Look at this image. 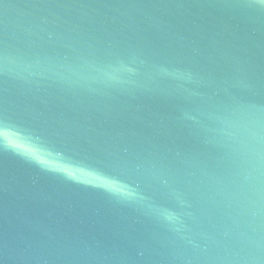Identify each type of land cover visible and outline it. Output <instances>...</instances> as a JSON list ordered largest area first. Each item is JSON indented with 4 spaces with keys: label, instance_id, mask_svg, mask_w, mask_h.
<instances>
[{
    "label": "water",
    "instance_id": "obj_1",
    "mask_svg": "<svg viewBox=\"0 0 264 264\" xmlns=\"http://www.w3.org/2000/svg\"><path fill=\"white\" fill-rule=\"evenodd\" d=\"M0 264H264V0H0Z\"/></svg>",
    "mask_w": 264,
    "mask_h": 264
}]
</instances>
